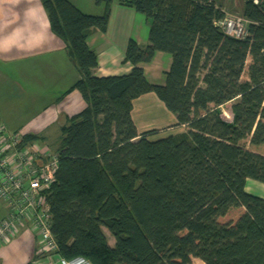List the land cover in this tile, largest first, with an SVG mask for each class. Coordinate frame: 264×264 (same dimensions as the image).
<instances>
[{
  "label": "trees",
  "instance_id": "1",
  "mask_svg": "<svg viewBox=\"0 0 264 264\" xmlns=\"http://www.w3.org/2000/svg\"><path fill=\"white\" fill-rule=\"evenodd\" d=\"M39 1L80 74L66 92L85 102L54 150V253L90 264H264V198L245 190L247 178L264 183V0H242L243 38L224 34L212 0H120L145 16L148 42H127L128 73L100 77L86 41L105 31L113 0H94L98 15ZM156 51L171 56L164 85L147 82L140 66ZM149 92L185 132H137L132 101Z\"/></svg>",
  "mask_w": 264,
  "mask_h": 264
},
{
  "label": "crops",
  "instance_id": "2",
  "mask_svg": "<svg viewBox=\"0 0 264 264\" xmlns=\"http://www.w3.org/2000/svg\"><path fill=\"white\" fill-rule=\"evenodd\" d=\"M70 1L85 13H102L94 0ZM212 1L225 17L242 16L240 0ZM148 28L144 15L113 0L105 31L92 30L86 41L97 56L93 75L128 73L131 65L123 62L126 44L130 40L146 44ZM64 47L50 31L39 0H0V125L7 132L37 136L41 146L49 149L65 119L85 107L77 90L66 92L80 74ZM170 64L168 53L156 51L151 61L140 66L147 82L164 85ZM131 118L139 133L155 130L163 137L186 131L185 126L175 125V115L151 92L132 101ZM245 190L264 198V183L247 178ZM5 215L1 202L0 219ZM61 259L41 250L30 223L19 226L14 237L0 246V264H62Z\"/></svg>",
  "mask_w": 264,
  "mask_h": 264
},
{
  "label": "built area",
  "instance_id": "3",
  "mask_svg": "<svg viewBox=\"0 0 264 264\" xmlns=\"http://www.w3.org/2000/svg\"><path fill=\"white\" fill-rule=\"evenodd\" d=\"M224 34L243 38L247 21L243 16H228L217 22ZM20 132H7L0 125V202L6 215L0 219V246L9 242L19 226L30 223L41 250L55 252L56 242L50 231V213L46 190L54 180L57 154L38 141L22 143ZM62 264H90L82 257L61 259Z\"/></svg>",
  "mask_w": 264,
  "mask_h": 264
},
{
  "label": "rangeland",
  "instance_id": "4",
  "mask_svg": "<svg viewBox=\"0 0 264 264\" xmlns=\"http://www.w3.org/2000/svg\"><path fill=\"white\" fill-rule=\"evenodd\" d=\"M75 1H76V0H75ZM240 4H241V7H242V6H243V2H242V0H240ZM240 9H241V8H240ZM222 117H223L225 120H229V119H230V116H229V113L227 112V110H225V109L222 110ZM160 137H162V136L155 135V134L150 135V139H156V138H160ZM163 137H164V136H163ZM58 140H59V138H58L55 142H53L52 144L49 145L50 148H51L52 150H55V149H56V147H57V143H58ZM50 143H51V142H50ZM0 203H1V202H0ZM103 232H104V234H105L107 240L110 241V242H112V244H113V242H114L113 237L108 233V231H107L106 229H103ZM191 263H192V264H203L200 260H198V259H196V258H192V259H191Z\"/></svg>",
  "mask_w": 264,
  "mask_h": 264
}]
</instances>
